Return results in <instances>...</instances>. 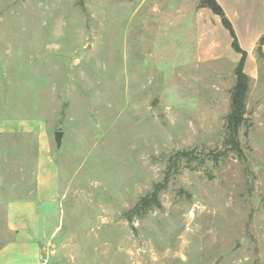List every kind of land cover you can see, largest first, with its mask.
Masks as SVG:
<instances>
[{
	"label": "rangeland",
	"instance_id": "374dc122",
	"mask_svg": "<svg viewBox=\"0 0 264 264\" xmlns=\"http://www.w3.org/2000/svg\"><path fill=\"white\" fill-rule=\"evenodd\" d=\"M199 2L0 0V246L9 202L30 198L43 240L58 227L84 264H264V59L248 58L238 155L239 54H214ZM180 151L196 156L167 173ZM39 166L57 189L37 198ZM157 183L161 206L128 220Z\"/></svg>",
	"mask_w": 264,
	"mask_h": 264
},
{
	"label": "crops",
	"instance_id": "0c3cea01",
	"mask_svg": "<svg viewBox=\"0 0 264 264\" xmlns=\"http://www.w3.org/2000/svg\"><path fill=\"white\" fill-rule=\"evenodd\" d=\"M217 1L222 5L231 20L239 42L248 51L249 58L251 53L255 52V47L260 37L264 35V0ZM200 12L215 23V29L220 35L219 39L213 41L215 45L214 54L220 57L233 54L228 46V44L231 45L232 43V37L222 24L219 15L207 7L200 8ZM201 21L202 19L199 16V22L201 23ZM224 29L230 35L228 40ZM219 42L223 44V49L218 47ZM240 57L241 55L239 54L236 61H239ZM248 58L246 66L249 61ZM43 150L46 151V148H41V151ZM45 158L47 159L48 157L45 155ZM40 160H42L41 155ZM37 172L38 184L36 191L37 198H40L44 192L47 190L54 191L56 187L42 182L45 170L41 166L38 167ZM55 198L56 194L53 193L50 199L54 200ZM38 205V201L30 198L9 202L7 226L13 237L0 246V264H84L75 254H65L63 242L60 245L59 243L51 242L52 236L56 233L58 227L55 228L47 241L43 240Z\"/></svg>",
	"mask_w": 264,
	"mask_h": 264
},
{
	"label": "trees",
	"instance_id": "16d2710c",
	"mask_svg": "<svg viewBox=\"0 0 264 264\" xmlns=\"http://www.w3.org/2000/svg\"><path fill=\"white\" fill-rule=\"evenodd\" d=\"M207 7L211 9L215 14L219 15L221 18L222 24L229 31L232 37V48L241 55L240 60L235 66V84L231 90L230 96V110L226 118V136L224 140L225 150H230L238 155H242V142L240 138V132L243 126L247 125V101L250 91V81L251 76L246 72V62L248 58V51L245 50L238 39L234 26L231 20L228 18L225 10L222 5L217 0H200L199 8ZM264 35H262L255 47V54L258 58L264 59ZM196 156L189 151H180L177 152L174 156V160H170V165L168 166V171L172 169L177 170L176 164L179 160L190 161ZM168 179V175L165 178V181ZM162 183H157L153 190L148 192L145 196L140 198L136 206L126 213L127 219L130 220L129 214L135 213L139 216H142L148 210L154 207H160V190ZM164 186V185H163Z\"/></svg>",
	"mask_w": 264,
	"mask_h": 264
},
{
	"label": "water",
	"instance_id": "95a60500",
	"mask_svg": "<svg viewBox=\"0 0 264 264\" xmlns=\"http://www.w3.org/2000/svg\"><path fill=\"white\" fill-rule=\"evenodd\" d=\"M62 137H63V132L62 131L58 130V131L55 132V141H56V144H57V148H59L61 146ZM54 155L56 157V155H57L56 151L54 152Z\"/></svg>",
	"mask_w": 264,
	"mask_h": 264
}]
</instances>
